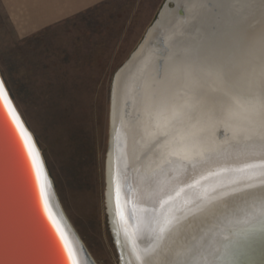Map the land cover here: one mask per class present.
Masks as SVG:
<instances>
[{"label": "water", "instance_id": "water-1", "mask_svg": "<svg viewBox=\"0 0 264 264\" xmlns=\"http://www.w3.org/2000/svg\"><path fill=\"white\" fill-rule=\"evenodd\" d=\"M111 92L108 218L120 264H137L136 253L152 240L136 234L134 207H151L177 181L191 183L264 149V0H164L116 71ZM9 129L14 132L0 107V264H52L36 219L38 189L34 179L31 189L25 182L17 160L23 145L9 144ZM250 195L188 215L158 259L264 264V222L244 223L258 208Z\"/></svg>", "mask_w": 264, "mask_h": 264}, {"label": "rangeland", "instance_id": "rangeland-1", "mask_svg": "<svg viewBox=\"0 0 264 264\" xmlns=\"http://www.w3.org/2000/svg\"><path fill=\"white\" fill-rule=\"evenodd\" d=\"M163 2L104 0L29 33L0 2L1 78L96 264H119L105 202L112 80Z\"/></svg>", "mask_w": 264, "mask_h": 264}, {"label": "snow or ice", "instance_id": "snow-or-ice-1", "mask_svg": "<svg viewBox=\"0 0 264 264\" xmlns=\"http://www.w3.org/2000/svg\"><path fill=\"white\" fill-rule=\"evenodd\" d=\"M0 107L7 109L11 128L14 129V132L11 129L8 130L9 144L13 148H16L18 143L23 145L22 150L17 148V160L23 167L25 182L31 189L34 179L38 189L39 204L36 219L46 249L54 258L52 264H80L76 249L69 244L66 231L58 220L53 219L48 193L50 184L41 154L32 134L24 126L19 113L12 105L3 80H0ZM119 191L118 186L117 210L121 223L124 225V235L127 240L129 230L125 216L120 212ZM243 192L251 194L250 198L254 201V207L258 205L256 210L246 216L244 223L250 224L257 220L264 222V149L240 163H224L215 169H210L206 175H201L199 179L191 183L177 181L167 192L159 195L151 207L140 206L138 209L134 207L132 215L136 221L134 225L136 234L147 233L152 240L149 247L136 253L137 264H187L179 259H158L161 252L166 250L168 237L178 229L188 215L201 212L217 202L225 201ZM39 207H42L44 215L52 223L56 236L59 238V244L56 238L48 234L47 227L40 222Z\"/></svg>", "mask_w": 264, "mask_h": 264}, {"label": "crops", "instance_id": "crops-1", "mask_svg": "<svg viewBox=\"0 0 264 264\" xmlns=\"http://www.w3.org/2000/svg\"><path fill=\"white\" fill-rule=\"evenodd\" d=\"M102 1L104 0H0L6 5V11H11V19L20 20L17 27L25 33L45 27ZM8 5H18V12L13 10L14 7L8 8Z\"/></svg>", "mask_w": 264, "mask_h": 264}, {"label": "bare ground", "instance_id": "bare-ground-1", "mask_svg": "<svg viewBox=\"0 0 264 264\" xmlns=\"http://www.w3.org/2000/svg\"><path fill=\"white\" fill-rule=\"evenodd\" d=\"M0 77H1V75H0ZM111 98H112V92H111ZM11 101H12V104L14 105V107L16 108L12 99H11ZM16 110L19 113L17 108H16ZM110 119H111V100H110ZM22 121L25 124L23 119H22ZM25 126L27 127L26 124H25ZM27 129L29 130L28 127H27ZM32 136H33V134H32ZM109 145H110V130H109L108 150H109ZM107 154H108V151H107ZM105 176H106L105 177V179H106L105 202H106V210H107V215H108L107 199H106V194H107V156H106V175ZM49 179L51 180L50 176H49ZM50 182L52 183V181H49V184H51ZM48 193H49V202H50L51 211L53 213V216L55 217L56 220L59 221L62 228L66 231L69 244L76 249L77 258L80 261V264H96L92 255L87 250L86 246L84 245L83 241L81 240L79 234L77 233V231H75L74 227L72 226L69 219L67 218V216H66V214L62 208V205H61L59 199L57 198V195L55 194V191L53 192L51 190V188L49 187ZM108 220H109V218H108ZM108 224H109L110 233H112L110 223H108ZM112 237H113V234H112ZM113 240H114V238H113ZM113 244H115V242ZM115 246H116V244H115ZM115 249H116V253L118 256V260H119L117 247H115ZM119 264H120V262H119Z\"/></svg>", "mask_w": 264, "mask_h": 264}]
</instances>
